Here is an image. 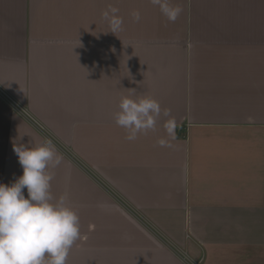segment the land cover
I'll use <instances>...</instances> for the list:
<instances>
[{"label": "crops", "instance_id": "crops-1", "mask_svg": "<svg viewBox=\"0 0 264 264\" xmlns=\"http://www.w3.org/2000/svg\"><path fill=\"white\" fill-rule=\"evenodd\" d=\"M171 3L174 22L151 0H0V183L23 174L14 141H43L29 116L80 218L67 264H264V0ZM139 94L172 135L126 139L113 114Z\"/></svg>", "mask_w": 264, "mask_h": 264}, {"label": "clouds", "instance_id": "clouds-1", "mask_svg": "<svg viewBox=\"0 0 264 264\" xmlns=\"http://www.w3.org/2000/svg\"><path fill=\"white\" fill-rule=\"evenodd\" d=\"M151 3L169 21L174 22L182 11L171 0H151ZM131 16L137 22L141 19L139 10H134ZM102 17L110 32L123 29L124 20L118 8L110 5ZM113 119L126 130L129 141L154 130L162 119L169 135L175 128L171 110L162 109L158 100L144 94L122 96ZM13 151L23 174L10 185L0 183V264H67L81 233L79 215L67 195L56 197L51 191L55 175L52 170L62 164L63 156L47 138L34 144L14 141Z\"/></svg>", "mask_w": 264, "mask_h": 264}, {"label": "built area", "instance_id": "built-area-1", "mask_svg": "<svg viewBox=\"0 0 264 264\" xmlns=\"http://www.w3.org/2000/svg\"><path fill=\"white\" fill-rule=\"evenodd\" d=\"M27 121L42 136L43 140L45 138L51 139L53 141V143L56 145V147L58 146L57 145L58 142L51 136V134L49 133V131L42 124H40L37 121L33 120L29 116H27ZM187 264H196V263L188 262Z\"/></svg>", "mask_w": 264, "mask_h": 264}, {"label": "rangeland", "instance_id": "rangeland-1", "mask_svg": "<svg viewBox=\"0 0 264 264\" xmlns=\"http://www.w3.org/2000/svg\"><path fill=\"white\" fill-rule=\"evenodd\" d=\"M57 145L59 146V144L57 143Z\"/></svg>", "mask_w": 264, "mask_h": 264}]
</instances>
